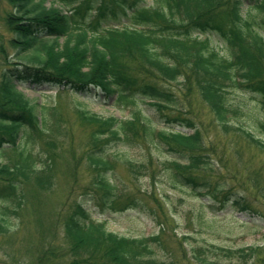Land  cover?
Returning a JSON list of instances; mask_svg holds the SVG:
<instances>
[{
    "label": "trees",
    "instance_id": "1",
    "mask_svg": "<svg viewBox=\"0 0 264 264\" xmlns=\"http://www.w3.org/2000/svg\"><path fill=\"white\" fill-rule=\"evenodd\" d=\"M7 1L12 9L5 17L9 36L0 42V154L11 152L14 158L0 161L1 243L7 248L21 243L28 222L43 220L41 203L33 204L29 196L54 183L52 158L36 152V146L45 135L55 136L58 108L30 98L18 86L97 93L130 110L129 116L117 118L76 109L81 124L91 128L87 159L97 171L104 206L116 209L119 200L104 176L117 159L107 147L143 144L171 155L161 163L172 185L221 199L219 207L232 201L251 216L259 215L244 195L207 176L214 162L193 120L184 116L182 94L186 100L197 94L226 131L232 120H242L236 129L264 156V141L255 133H264V0H51L49 6L42 0ZM212 36L225 52L211 42ZM164 82H176L175 87ZM237 89L258 95L254 114L245 116L241 103L232 101ZM50 143L45 142L46 152ZM124 162L133 175L146 172L143 161ZM118 203L119 209L137 204L132 197ZM158 206L163 210L162 203ZM150 212L160 232L133 237L109 230L108 219L94 218L83 201L67 203L56 219L65 243L61 253L69 257L60 264H160L155 248L165 246L167 224L154 208ZM259 249L210 243L192 252L205 264H218L217 257L248 264ZM12 253L5 251L9 257ZM45 255L36 263L48 264L51 257Z\"/></svg>",
    "mask_w": 264,
    "mask_h": 264
},
{
    "label": "rangeland",
    "instance_id": "2",
    "mask_svg": "<svg viewBox=\"0 0 264 264\" xmlns=\"http://www.w3.org/2000/svg\"><path fill=\"white\" fill-rule=\"evenodd\" d=\"M50 1L42 0V4L49 6ZM54 6L61 5L55 3ZM11 9L7 0H0V42L9 36L5 17ZM91 16L92 13H89V17ZM211 42L221 52H225L223 44L215 36H212ZM1 69L0 58V72ZM175 83L164 82L166 86L173 88ZM18 87L30 98L55 104L58 108L59 131L53 133L55 136L45 135L36 146V152L40 151L52 158L54 183L50 190L30 193L29 200L33 204L41 203L43 220L28 222L22 232L21 243L15 242L7 248L0 242V264H37V260L45 254L51 257L48 264L67 263L69 257L61 253L65 246L63 231L56 219L58 212L74 200L83 201L94 218H107L109 230L133 237L160 232L161 224L150 212L151 207L154 208L161 221L167 224L162 235L165 246L155 248L160 264H205L194 257L192 247L210 243L234 248L259 246L260 251L255 258L249 259L248 264H264V156L258 154L254 146L244 140L236 129L237 123L243 122L242 120H232L233 124L226 131L197 94L188 96L187 100L183 99L186 96L182 94L184 116L193 120L194 126L204 138L205 150L214 162L213 171L208 172L207 176L213 182L222 183L235 194L244 195L259 215L254 213L251 216L246 210L238 209L232 201L219 207L221 199H208L197 195L189 187L172 185L164 175L161 163L162 160L170 159L171 155L154 146L150 151L143 144L126 146L123 143L107 147L109 156L117 155V159L112 161V167L104 169V176L112 186V193L119 196L114 205L117 208L114 209L103 204V190L97 187L95 181L97 171L90 168L87 159L91 128L81 124L76 109L79 106L102 116L114 115L117 118L129 116L130 110L119 109L112 99H103L97 93L83 95L69 89L59 91L57 88L47 87L38 90L27 86ZM231 95L232 101L241 103L245 116L254 114V107L259 102L258 95L239 89ZM139 106L144 111L149 110L144 102H139ZM51 108L52 106L48 109ZM176 128L192 131L184 126ZM255 133L264 141V133ZM46 141H52L47 152L44 149ZM148 155L152 159L145 162ZM8 156L14 158L13 153L9 152L0 154V161L6 160ZM125 158L140 163L143 161L147 164L146 172L131 174L124 162ZM39 163L37 165H41ZM154 196L159 200L153 199ZM130 197L137 204L119 209L121 204L118 202H124ZM158 202L163 204V210ZM10 249L14 252L11 257L5 254ZM207 254L211 259L214 257L211 253ZM216 260L218 264H236L233 263L235 259L231 263L226 258L217 257Z\"/></svg>",
    "mask_w": 264,
    "mask_h": 264
}]
</instances>
